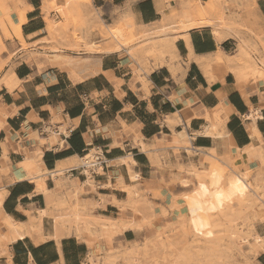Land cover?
Returning <instances> with one entry per match:
<instances>
[{
    "label": "crops",
    "instance_id": "obj_1",
    "mask_svg": "<svg viewBox=\"0 0 264 264\" xmlns=\"http://www.w3.org/2000/svg\"><path fill=\"white\" fill-rule=\"evenodd\" d=\"M43 3L23 0V7H13L15 25L24 14L21 30L27 48L10 29L11 38L2 39L0 47V264H91V257L96 264L110 247L130 249L154 235L145 225L142 231L103 237L101 225L111 230L114 224L106 220L140 221L128 207L127 189L146 200L155 215L165 209L179 217L186 212L185 197L198 199L193 168L210 169L215 162L227 170L234 165L241 173L264 171L259 158L250 160L241 152L252 145L264 149V80L248 79L238 88L236 66L211 63L206 74L197 63L220 52L233 56V38L220 44L210 27L175 33L174 58L146 74L135 71L121 52L98 51L105 45L97 40L95 51L77 46L71 30L64 41L52 43ZM155 3L93 0L106 21L125 12L140 28L161 20ZM256 4L255 15L264 24V0ZM50 126H59L66 136L44 134ZM95 148L106 154L105 170L93 177L66 176L60 187L48 177L49 195L39 192L20 167L39 155L43 172L57 170L60 163L77 167L74 161ZM213 153L221 162L212 159ZM59 198L85 219L98 221L89 231L72 228L70 236L66 231L57 236L51 218L45 217L42 231H34L30 215ZM4 216L25 223L28 234L10 241ZM256 263L264 264L263 252Z\"/></svg>",
    "mask_w": 264,
    "mask_h": 264
},
{
    "label": "bare ground",
    "instance_id": "obj_2",
    "mask_svg": "<svg viewBox=\"0 0 264 264\" xmlns=\"http://www.w3.org/2000/svg\"><path fill=\"white\" fill-rule=\"evenodd\" d=\"M223 1H225V0H223ZM226 1H225V3H226ZM82 2L83 1H81L80 3H82ZM88 2H90V1H88ZM155 2H156L155 5L157 6L158 11H160V13H162L163 18L161 20H159L158 22L153 23L151 25L142 26L143 28L147 29V30L145 29V32L142 31V32H144L145 36L148 37L150 35H153V34L156 35L157 34L156 36H152V37L150 36L149 38L145 39L144 42H143V40H141L143 42V44L144 43L146 44V46L143 48L144 50L142 49L141 51L136 52L135 49H138L136 46L132 45V47H127V45L119 38L117 33L113 32L110 29L108 30V28H107V30L109 31V33L111 35V39L117 45L116 49H112L111 47H109L107 49V53H114V52L120 53L122 51H125V52H127V55H129L130 58H133V56H138L139 54L141 56V55H143L144 52H148V53L151 52V53H156V54L158 53L159 57L163 58V63L162 62L161 63L164 64V63H166V59H168V58L173 59L174 58V52H175V42L176 41H175V38L173 37V35L168 32V30H180L181 32H188V31L196 29V28L210 27L213 29L215 38L220 44L229 38H233V39L235 38V39L239 40L240 44H238L237 47H239V48L236 50V52L233 56H228L229 54L225 55V54L220 52L215 59L210 60V59H206L205 57L202 58V60L200 59V61L197 63L200 64L201 68L206 72V74H208V72H209V65L211 63L224 64V62H225L226 65L234 66V68L236 66L237 68H235L234 70L231 69V71L233 70L234 73H236V75H237L236 76L234 74L237 77V80H238L237 82L239 84V86H237V87L242 88V86L248 80L249 74L250 73H252V74L256 73V71L253 70L254 69L253 64L250 63V61H248L250 57L248 56L249 51L247 49H248L249 45L247 46V44L249 42L247 44H245L246 43L244 41L245 39H242V37H241L242 32L239 31V29H241L242 26H240V28L238 27L239 29L237 28V26L239 25L238 19L235 16H233L236 13L231 15L232 12L230 13V10L228 8H226V6H223V3L221 0H208V1L189 0V1L184 2L183 6L181 7L180 10H175L174 8L166 9L164 0H157V1L155 0ZM225 3H224V5H225ZM70 4H71V2L69 0L65 1V2H61L60 4L57 5V7L55 9H52L51 7H49L48 5L45 4L42 9L45 12L44 14L49 15V17L52 15V13H55V17L61 18V16H62L63 19H66L70 15V12L79 10V6L75 5L74 8H72V11H70L69 13H66V10L70 6ZM255 5H257L256 1H255ZM167 7H168V5H167ZM254 12L255 11L253 9L252 13L254 14ZM258 13H259V10H258ZM258 13H257V16L259 15ZM253 14H251V15L253 16ZM23 15L21 13V16H20L21 21L19 22L20 24L16 23V25H15L12 22V25L16 29L18 37L22 42H24V38L22 35V30H21L22 16ZM246 15H248V14H246ZM129 16H130L129 18L132 21L131 22L132 26L135 25V21H134L135 17L133 18L132 14ZM174 16L178 17L177 21L170 23L169 21L172 20ZM20 17H19V20H20ZM57 18H53L50 22V29L53 32H57V30H58V23L59 22H58ZM100 18H101V16L98 15L99 20H101ZM247 18H245V21L250 24V26H251L250 28L253 30L254 36L256 35L257 37H260L264 32V24H262L260 22L262 19H259L260 20L259 21L258 18L256 19V15L253 16V18H254L253 21H250L249 18L247 20ZM243 19H242V21H243ZM140 27H141V25H140ZM245 29L247 30V28H245ZM250 33H252V32H250ZM250 35H252V34H250ZM262 36H264V34ZM262 36H261V38H262ZM143 37L144 36H142V38ZM243 38H244V36H243ZM253 40H254V38H253ZM133 41H132V43H133ZM259 41H260V39H259ZM109 42H110V40L103 39L102 41H100V44L108 46L110 44ZM128 42H130V41H128ZM143 44H141V45H143ZM260 44L262 45L263 42H261ZM96 46H98V45L94 42H92L90 44V47H92V48L96 47ZM128 46H129V44H128ZM140 46H139V48H140ZM0 47L4 48L3 44H0ZM82 47H86V46H82ZM146 48H149V50L147 49L148 50L147 51ZM137 53H138V55H137ZM156 54H154V55H156ZM144 56H145V53H144ZM142 59H144V58H142ZM134 61H135V59H134ZM242 62H243V64H242ZM138 63H137V65H138ZM159 65H160V63H159ZM138 67H140V66L138 65ZM177 67H178V65H177ZM139 69L141 70L142 68L140 67ZM250 76H252V75H250ZM10 83H11V79L9 80V83H7V84L9 85ZM218 127L220 129L219 125H218ZM219 135L217 134V136H219ZM217 136H214V138ZM226 136H227V134H226ZM230 137H228V138H230ZM259 137L257 135V138H259ZM181 140H184V138L183 139L181 138ZM261 143H262V141H261ZM234 145H233V147H234ZM241 152H243V157L250 159V160L254 159V158H259L261 163L264 164V149L261 146H260V148L259 147L257 148L256 146L252 145L250 147L243 149V151H241ZM231 155H233V154H231ZM40 161H41V155H39V158H36V160H26L25 162L20 164V167H22L28 173L29 179L32 182H34L35 184H37L39 192L41 191L42 193H45V195H49V193H51V192H49L47 190L46 180L48 179V177H51V179L56 182V186H58V187L62 186L63 181H64L63 179L66 180V178H67L65 176V170L67 169V167L65 168L66 165L64 166L63 163H60L57 167V170H55L53 172H47L45 170L43 172L42 169L40 170V168H39V162ZM74 162H75V164L81 163L82 159H76ZM261 168H263V167H261ZM190 172L194 176H196L198 179L201 178L200 172H197L194 169L191 170ZM244 176L245 175L241 176L238 174H232L229 177L228 185H229V188L231 191L230 197H232L234 200L237 201V204H238L239 208H241V209L254 211V210L259 209L261 206L264 207V172L259 173V175L253 176L255 178H252V180H250V178H249L252 175L249 177H246V176L244 177ZM133 179H135V177ZM135 180H137V179H135ZM123 190H126V189H123ZM127 191H128V195H129L128 207L131 210H133L135 216H136V214L139 215V217H140L139 222L140 223L137 222L136 220H134V218L131 219L128 223L121 222L120 224H118L115 221L106 220L108 222H111L112 224L117 223L115 230L120 234L124 233L127 230L141 231V229L145 227V224L148 221V212L151 209L150 206H147L146 200H139V199H137L138 194L132 193L131 191H129V189H127ZM1 195H0V197H1ZM50 195H53V194H50ZM46 197H49V196H46ZM225 197H228V196H225ZM224 199L221 201L227 202V199H226V201ZM52 200L53 199H51V201ZM67 200H68V198H67ZM69 200H71V199L69 198ZM228 201H229V199H228ZM52 202H54V200ZM230 204L231 203L229 201L228 207H230ZM227 205L223 204V202H222L220 204V209L223 210L224 208H227ZM202 210H203V212H206L204 207ZM263 211L262 212H259L258 210L255 211L254 218H252L249 221L248 230L245 232L246 234H244L243 231L241 234H237L236 231L238 232L239 230L232 231L234 228L231 231H228L229 234H227V235H228V238L230 240V247L229 248H225V246H222L220 243H218L217 246L221 247V248L224 247V248H222V250L226 255H228V254L232 255V251L234 248H236V249L241 248L242 249V247L245 248L244 246H246L250 251L254 250L256 248H259L264 252V246L262 244V239L264 238V222H262V220H261V219L264 220V212ZM45 217L51 218L52 225L56 231L57 236H58L59 231H66L69 235L72 228H75L76 231L80 230V229L82 230L81 225H87V226L92 227L93 224L98 221L95 219L94 220L91 219V220H88L85 222V217L80 212V210L76 207H73L71 204H68L65 200H63L61 198H59L57 203H53V204H50L49 200H48V209L47 210L38 211V213H36V215L35 214L30 215L29 223L31 224V227L33 228L34 231H37V232L42 231L43 220ZM203 217H206V214L203 215ZM95 218L97 219V217H95ZM2 223L8 229V232H9L8 235H9L10 241H14L18 238H23L25 235L28 234L27 226L25 223L14 222L8 216L3 217ZM102 226H105V225L103 224ZM162 229H163V232L161 233L160 236H163L164 240H162V237H160V236H154V237L147 238L145 240V242L143 244H141L140 246H133L130 249V252H128V254H127V257L125 259L126 260L125 264H151V263H153V264H181V263H183L184 264L185 259L188 260L187 255H190L191 252L193 254V251H194V254H196L195 253V250H196L200 254L206 255V254L212 253L216 248V244L213 242V240H210V239H205L204 245L200 248H198L197 246L196 247L195 246H193V247L189 246L188 240L191 236H204L203 232H201L200 230H198L196 228H193L190 231V233L184 229V226L182 224H176V225L170 224V225H166V226L162 227ZM239 232H241V231H239ZM139 249L142 250V253L144 255L142 259L137 257ZM240 252L243 253L242 250ZM89 262H91V264H92V262H93L92 257L89 259ZM99 264H114V261L111 257H108V258H106L105 261L101 260Z\"/></svg>",
    "mask_w": 264,
    "mask_h": 264
},
{
    "label": "rangeland",
    "instance_id": "obj_3",
    "mask_svg": "<svg viewBox=\"0 0 264 264\" xmlns=\"http://www.w3.org/2000/svg\"><path fill=\"white\" fill-rule=\"evenodd\" d=\"M65 1H68V0H44L43 6L46 4L52 9H55L58 4H60L61 2H65ZM69 1L71 2V4L67 8L66 13H69L70 11H72V8H74L75 5L79 6V10L70 12V15L68 16V18L63 19L62 16L61 18H57L55 17V13H52V15L50 14L51 15L50 17L49 15L45 14L46 23H47V32L49 33V37H50L49 39L52 43H57L59 39H61V41H64L65 38H67L65 34H68L69 31L71 30V37L75 42L78 43L77 46L79 47L86 46V48L91 51L92 50L95 51V49L99 48V46H96L93 48L90 47V44L92 42L95 43V40H97L98 42L102 41L103 39L110 40L109 42L110 44L108 46H104L105 48L98 50V51H105L107 53V49L109 47H111L112 49H116L117 47L115 42L111 39V35L108 31L110 29L113 32L117 33L119 38L127 45V47H132V45L136 46L139 50L135 49V51L139 52L146 46L145 43L143 44L145 39L149 38L150 36L152 37V36L157 35L155 33L156 35L153 34L148 37L145 36L144 32L146 28H143V27L137 28L136 25L132 26V23H131L132 21L129 18L130 16L128 17L126 14H124L125 12H122V13L117 12L118 19L115 21H106L103 10L98 9L93 4V0H69ZM81 1L83 2L80 3ZM185 1H189V0H164L166 9L174 8L175 10H180ZM203 1H208V0H203ZM221 1L223 3V6H226V8L230 10V13L232 12L231 15L236 13L233 16H235L238 19L239 25L237 24L238 25L237 28L238 27L240 28V26H242L241 29L238 28L239 31L242 32L241 37L242 39H245L244 40L246 42L245 44L249 42L247 44V46L249 45L247 50L249 51L248 56L250 57L248 61H250V63L253 64V68H254L253 70H255L256 73H253V74L250 73L248 76V79L253 78V79L264 80V41H263L264 36H262L264 32L261 35L262 38L261 36L260 37H257L256 35L254 36L253 30L250 28L251 27L250 24L245 21V18L247 17L250 19V21H253V19L255 18V17L253 18V16L255 15V12L253 14L252 11L253 9L255 11V8H256L255 1L257 0H227V1L225 0L226 3L223 0ZM14 6L23 7V0H0V44H3L2 39L5 40V39L11 38V35L9 34L8 29H10L14 35L18 36L16 29L12 25V22H13L12 16L14 14V10H13ZM239 14L240 15L242 14V15L240 16ZM246 14L248 15L253 14V16L251 15L252 16L251 17L250 15L248 16ZM98 15L101 16L100 18L101 20L98 19ZM240 17L242 19L244 18L243 19L244 22L242 21ZM53 18H57L59 22L57 32H53L50 29V22ZM162 18H163V15L161 19ZM177 18H178L177 16H174L173 19L170 20L169 22L170 23L176 22ZM245 28H247L248 31ZM249 31L252 33H250ZM168 32L173 35L181 31L180 30H168ZM248 32L252 35H250ZM142 36H144L145 38L144 37L142 38ZM252 37L254 38V40ZM259 39L261 42H263L262 45L260 44L261 42L259 41ZM141 40H143V42ZM132 41L134 44L132 43ZM234 41L236 43V46H235V51L233 52V55L235 54L236 50L239 48L237 47L238 44H240L239 40L235 38H234ZM127 43L129 44V46ZM22 45L25 48H27L24 42H22ZM139 46L141 49L139 48ZM147 49L149 50V48H146V50ZM144 53H145V56H144ZM144 53L141 56L140 54L138 55L137 53L138 56H133V58H130L129 55H127V52L125 51H122L121 55L122 57L127 58V60L129 61V64L135 69V71H138V72H141L142 70V71H145L146 73H150L153 69H156L160 65H162L163 58L159 57L158 53L157 54L151 53V52L149 53L144 52ZM137 63L142 68L141 70L139 69L140 67H138ZM54 140L55 139L52 138V141ZM211 156L213 157L212 159L217 160L218 162H221L219 161L215 153H213ZM234 163H235V160H233L232 163H230V165ZM80 164L81 163H78L74 166H79ZM194 170L201 173L200 179H198L195 176V178L197 179L199 183V186L195 188V192L193 195H198V199L197 201H190L189 197H185L186 212L181 213L182 215L179 214V217H175L173 215L175 211L173 210L171 212V216H169V213L165 209L162 210V213L160 215H155L152 206L149 203H147V206H150L151 209L148 212V221L146 222L145 225L149 227L150 234H154L152 237L160 236L161 233L163 232L162 227L166 225L182 224L184 226V229L189 233L193 228H196L200 230L201 232H203L204 234V236H191L188 240L189 246L191 247L197 246L198 248H200L204 245L205 239L213 240V242L216 244L215 250L210 254H206V255L200 254L196 250H195L196 254H194V251L192 254V252L190 251L191 252L190 255H187L188 260L185 259L184 264H188V263L189 264H257L256 259L263 252L259 248H256L251 251L246 246H244L245 248L242 247V249L234 248L235 250L233 249L232 255H229V254L226 255L222 250V248L224 247L221 248L217 246V244L220 243L222 246H225V248H229L230 240L227 235L229 234L228 231H231L234 228L232 231H236V230L241 231V232L238 231L239 233L236 231L237 234H241L242 231L244 232V234H246L245 232L248 230L249 221L252 218H254L255 211L258 210L259 212H262L264 210L263 206H261L259 209L254 210V211L241 209L239 208L237 201L234 200L232 197H230L231 191L228 185V181H229L228 179L232 174H238L241 176L243 175L246 176L248 174L246 177H249L252 175L251 177H249L250 180H252V178H255L253 176H256L257 174H253V172L250 171L249 169H246L245 173H241L234 165L229 166V169L227 170L226 167H223L221 164L215 163V162H212L210 169L202 168L200 170H196V169ZM263 172L264 171L262 172L260 171L259 173H263ZM183 183L186 184L188 182L185 181ZM225 196H228V197H225ZM223 199L225 201L227 199L228 203L221 201ZM228 199L231 203L230 207H228L229 206ZM222 202L225 205L228 204L227 208H224L223 210L220 209V204ZM203 207L205 208L206 212H203L202 210ZM176 209L179 211L182 208L177 207ZM205 214H206V217H203V215ZM138 216L139 215L136 214L135 217L137 218ZM261 220L262 222H264L263 219ZM86 221L88 220L85 219V222ZM116 225L117 224L111 225L112 226L111 230L114 232H112L109 227L101 225V228L104 230L103 237L110 240L109 237L112 238L113 235L117 234L118 232L114 229ZM81 228L89 231L92 227L87 226V225H81ZM144 228H142L141 231ZM160 237H162V240H164L163 236H160ZM262 244L264 246V238L262 239ZM134 246H140V245L134 244ZM130 249L128 248L123 249L121 245L119 249H115V250L112 247H110L109 252L106 253L105 256L97 257L96 264H99L101 260L105 261L106 258L108 257H111L113 259L114 264H125L126 263L125 259L127 257L128 252H130ZM241 250L243 253L240 252ZM143 256L144 255L142 253V250L139 249L137 257L142 259ZM92 264L94 263L92 262Z\"/></svg>",
    "mask_w": 264,
    "mask_h": 264
},
{
    "label": "built area",
    "instance_id": "obj_4",
    "mask_svg": "<svg viewBox=\"0 0 264 264\" xmlns=\"http://www.w3.org/2000/svg\"><path fill=\"white\" fill-rule=\"evenodd\" d=\"M48 130L52 131L49 132ZM44 134H54L56 136H66V133H60V127L50 126ZM93 151V153H92ZM107 167L106 154L100 148L88 151L83 157L81 164L78 167H72L65 170V176L73 178L79 175L93 177L99 172H102Z\"/></svg>",
    "mask_w": 264,
    "mask_h": 264
}]
</instances>
